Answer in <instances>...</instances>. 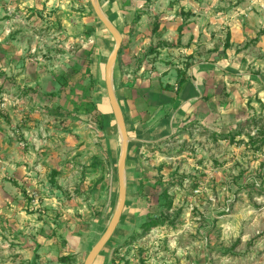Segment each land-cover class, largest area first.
I'll list each match as a JSON object with an SVG mask.
<instances>
[{
	"label": "rangeland",
	"instance_id": "1",
	"mask_svg": "<svg viewBox=\"0 0 264 264\" xmlns=\"http://www.w3.org/2000/svg\"><path fill=\"white\" fill-rule=\"evenodd\" d=\"M56 1L0 0V264H84L118 203L119 134L105 85L115 41L94 29L92 8L66 11ZM250 1L248 12H264V0ZM262 36L231 58L244 99L234 116L130 143L123 216L95 264L114 246V264H264ZM118 75L115 68L117 92ZM229 96L221 92V107ZM161 213L165 225L142 228ZM66 234L81 237L80 252Z\"/></svg>",
	"mask_w": 264,
	"mask_h": 264
},
{
	"label": "crops",
	"instance_id": "2",
	"mask_svg": "<svg viewBox=\"0 0 264 264\" xmlns=\"http://www.w3.org/2000/svg\"><path fill=\"white\" fill-rule=\"evenodd\" d=\"M55 2L48 0L47 5ZM59 2L66 11L73 3H78L83 12L93 9L90 0ZM250 2L101 0L105 15L124 40L116 64L121 87L116 93L128 132L129 122L137 132L129 134L135 139L130 143L151 145L175 134L192 120H209L217 113L235 115L236 107L244 99L238 102L243 95L238 81L242 74L232 71L240 63L233 60V65L231 58L241 55L237 49L264 29V12H248ZM95 15L88 16L97 21L94 29L109 33ZM227 42L230 45L226 48ZM263 45L264 34L260 47ZM233 78L237 79L235 83ZM222 88L230 94V103L225 107H221ZM103 220L100 218L99 226L104 224Z\"/></svg>",
	"mask_w": 264,
	"mask_h": 264
},
{
	"label": "water",
	"instance_id": "3",
	"mask_svg": "<svg viewBox=\"0 0 264 264\" xmlns=\"http://www.w3.org/2000/svg\"><path fill=\"white\" fill-rule=\"evenodd\" d=\"M90 2H91V5L93 7V10L97 18L100 20L103 26L107 29V31L111 34V36L113 37L115 41L114 47L105 65V70H106L105 71V85H106V90H107V96L110 102L113 115L116 120L118 134H119V159H118V164H117V174H118V183H119L120 188H119L118 203H117L115 212L106 230L104 231V233L101 235L99 240L95 243V245L92 247V249L88 253L84 264H93L95 262L97 257L101 254L105 246L108 244L110 239L113 237L122 219V215H123L125 205H126V200H127V188L128 187H127L126 164H127V158H128L129 143L132 140H135L129 135L124 113L119 103L117 93H116V88H115L114 73H115V68H116V64L118 61L119 51L122 47V43L124 40L119 30L109 20L108 16L105 15L104 13L105 11H103L102 9L101 0H90ZM110 161H111V166H112V158L110 159ZM110 202H111V194H110V199L108 200L103 210V213L101 215L102 220L106 218L107 212L109 210ZM66 240L69 243V245L72 247V249H74L76 252L79 251V248H81L80 247V242H81L80 237L68 236L66 237ZM116 247L117 246H114L112 250L110 251L108 264H111L113 261V255H114V251Z\"/></svg>",
	"mask_w": 264,
	"mask_h": 264
},
{
	"label": "trees",
	"instance_id": "4",
	"mask_svg": "<svg viewBox=\"0 0 264 264\" xmlns=\"http://www.w3.org/2000/svg\"><path fill=\"white\" fill-rule=\"evenodd\" d=\"M262 34H264V31H263V30L260 31L259 36L262 35ZM86 35H87V36L92 35V31L87 32ZM228 39H229V38H228ZM229 45H230L229 42H227L226 45H225V47L227 48V47H229ZM93 50H94V49H93ZM93 53H94V51L92 52V50H91L90 55L93 54ZM91 63H92V59L89 58V61H88V74H89V75L91 76V78H92V76H93V72H92V71H93V70H92V68H91ZM95 81H96V80H95ZM97 82H98V80H97ZM181 84H182V80L179 82V86H180ZM95 118L97 119L98 123L102 126V124H103L102 113H101V111H100L98 108H96V107H95ZM261 133L264 135V131H261ZM231 138L233 139V137H231ZM250 139H251V141H252L253 143L258 142V141H256L254 138H250ZM263 143H264V140H263ZM162 195H163V197L166 199V202L163 203V205L166 206L167 208H171V203H172V201H171V198H169V196H168L167 190H165V191L162 193ZM150 216H151V215H150ZM168 220H169V219H168V216H165L163 213H161V215H160L159 217L154 218V219H150V220L144 222V224L142 225V228L145 229V230H149V229H151V228H153V227H156V226H162V225H165V224L167 223ZM69 259H70V256H62L61 261H68ZM114 263H115V258H113V261H112V264H114Z\"/></svg>",
	"mask_w": 264,
	"mask_h": 264
},
{
	"label": "bare ground",
	"instance_id": "5",
	"mask_svg": "<svg viewBox=\"0 0 264 264\" xmlns=\"http://www.w3.org/2000/svg\"><path fill=\"white\" fill-rule=\"evenodd\" d=\"M108 124H109V123H108ZM108 124H107V125H108Z\"/></svg>",
	"mask_w": 264,
	"mask_h": 264
}]
</instances>
